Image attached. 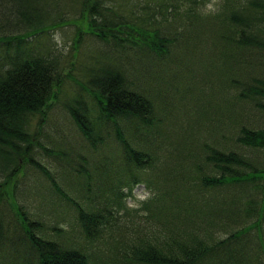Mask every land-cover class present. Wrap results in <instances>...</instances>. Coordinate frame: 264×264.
I'll use <instances>...</instances> for the list:
<instances>
[{
  "label": "rangeland",
  "instance_id": "374dc122",
  "mask_svg": "<svg viewBox=\"0 0 264 264\" xmlns=\"http://www.w3.org/2000/svg\"><path fill=\"white\" fill-rule=\"evenodd\" d=\"M154 2L152 0L150 5L153 6ZM221 2L215 0V6L218 8ZM147 5L149 3L143 6ZM136 11L131 8L125 10L127 20L141 22L144 19L150 26L149 17L141 10V14ZM69 14L74 18L78 15ZM155 18L165 26L169 23L164 13L155 15ZM202 21L208 22L211 29L206 25L201 34L195 32L186 36L182 26L175 28L178 33L176 42L163 53L164 58L159 57L160 61L158 59L156 65L153 57L148 58V61L137 51L131 50L140 56L136 57L138 55L127 50L130 46H117L113 39L103 44L86 32L78 37V27L84 32L85 24L67 23L39 37L42 41L38 45L52 44L48 47L59 57L62 81L55 89V99L45 109L46 114L43 118L40 116L34 119L32 129L36 130L38 121H41V133L34 139L32 153L48 173L26 157L20 169L6 183L5 195L0 194V220L3 219L9 238L18 242L25 235L16 222L15 206L24 209L35 223L41 224L47 238L82 251L84 247L79 243L84 237L81 211L91 209L100 214V208L104 210L105 206L110 207L111 204L116 209L117 204L120 207L127 206L126 210L121 208L119 211L122 215L120 217L124 215L123 226L129 225L130 231H134L133 226L136 224L132 225L131 222L144 226L148 209H157L164 203V200L156 197V192L165 188L171 190L164 175L160 173L163 168L168 177L172 178L169 182L176 185L181 196V201L174 203L181 205L179 211L185 212H179V216L185 217L180 222L185 227L190 226L193 232L202 233L203 240L210 237L209 244L215 245L219 240L228 238L235 229L246 230L252 226L258 219L261 190L251 184L247 187L226 184L209 190L203 187V179L219 175V169L212 165L213 162L206 160L212 154L211 148L244 152L254 167H264V150L237 143L241 125L264 128V111L251 100L239 99V89L234 78L243 80L244 73L238 64L233 63L238 61L231 59L230 51L216 37L213 31L214 19L202 18ZM182 38L187 45L180 41ZM32 41L35 43L34 39ZM178 42H181V46L176 45ZM127 51L129 56L124 54ZM102 64L114 66L123 72L126 70L124 74L133 82L132 88L137 89L139 94L149 96L154 102L155 138L145 139L147 131L143 132L140 123L123 121L118 126L122 137L135 148L150 150V146L157 148L162 141L160 149H155L159 157L154 160L155 166L152 164L137 168L129 165L125 161L121 148L123 140L117 135L116 124L110 125L101 117L89 80L102 73ZM75 109L83 112L81 117L86 118L88 128H95L97 137L101 136L103 129L104 142L99 148H94L75 123L72 116ZM160 118L162 123L159 122ZM43 146L53 152L46 151ZM81 166L85 170L79 172ZM183 167L191 168L186 185L183 183V178H186L182 174L185 172ZM161 175L163 179L159 181ZM52 176L63 189L64 195L55 189ZM87 188L91 189L90 194ZM157 188L161 189L156 191ZM252 198L257 199L253 206L249 203ZM165 202L171 203L172 199L167 198ZM200 207L204 208V212L211 210L216 214V223L210 228L209 224L202 230L198 228L204 224L205 217L203 215L199 218L201 214L198 215L196 210ZM246 207H252L255 212L252 210L250 215L242 212ZM193 227L198 229L194 230ZM130 231L124 230V236L129 237ZM187 237H191V231ZM16 248L26 254L23 245L17 244ZM213 249L215 252L216 249L221 251L218 254L222 256L232 251L227 264L238 261L240 252H246L247 264H264V221L261 228H251L241 234L239 239L226 240L225 245ZM9 250H6V255Z\"/></svg>",
  "mask_w": 264,
  "mask_h": 264
},
{
  "label": "trees",
  "instance_id": "16d2710c",
  "mask_svg": "<svg viewBox=\"0 0 264 264\" xmlns=\"http://www.w3.org/2000/svg\"><path fill=\"white\" fill-rule=\"evenodd\" d=\"M151 1L0 0L1 195H5L6 183L20 169L23 159L28 157V160L34 162L35 166L41 167L32 153L35 145L34 139L38 133H41L39 126L41 121H38L34 131L32 130L33 123L35 118L40 116L43 118L46 114L45 109L55 99V89L60 86L62 75L59 57L54 55L48 47L52 44H44L46 46L44 49H41L44 45L39 46L38 44L42 41L39 37L50 33L54 27L67 23L85 24L84 32L78 27L76 32L78 37H82L86 32L94 40L103 44H106V40L113 39L117 46H130L127 49L130 50L129 52L137 51L147 60L153 57L155 59L153 63L156 65L159 57L164 58L163 53L176 42L178 33L175 28L182 26L186 36L188 33L195 32L201 34V30L206 25L211 29V25L203 22L202 18L214 19L213 31L216 37L221 40L224 48L230 51L231 59L238 61L233 63L238 64L239 69L244 73L243 80L234 78L239 89V99L241 101L251 100L264 111V0H222L218 7L219 11L208 15H202V12L210 0H161V2L155 0L153 6L150 5ZM147 3L149 5L143 6ZM138 4H140L139 7ZM130 8L138 12L143 11L149 17L151 27L144 19L141 22L128 21L125 10ZM69 13H78V15L74 18L70 17ZM163 13L168 16L170 23H166V26L155 18V15ZM184 40L182 38L180 41L187 45ZM181 42L176 45L181 46ZM128 51L124 53L127 56H129ZM131 54L138 55L135 52ZM139 55L136 57L140 58ZM142 64L144 68L145 64L143 62ZM102 66L105 67L102 73L92 76L89 80L101 117L108 124H116L117 135L123 140L121 148L125 161L129 165H135L137 168L152 164L155 166L154 160L159 158L155 149H160L162 141L159 139L158 147L150 146V150L135 148L122 137L118 126V123L123 121L140 123L143 132L147 131L145 139L155 138L157 131L154 127V102L149 96L139 94L137 89L132 88L134 84L125 76L126 70L123 72L111 65L102 64ZM256 66L259 69H254ZM81 114L83 112L80 110H73L72 116L75 123L94 145V148H99L104 142L103 129L101 136L97 137L95 128L93 126L88 128V122L85 117H81ZM159 122L162 123L161 118ZM237 143L240 146L264 150V128L241 125ZM42 148L53 152L47 146ZM211 150L212 154L206 160L213 162L212 165L219 169V175L205 177L203 179L204 188L210 190L226 184L247 187L251 184L255 189L261 190L260 208L257 210L258 219L246 230L235 229L228 238L212 245L208 243L210 237L203 240L202 233L197 234L198 232H193L190 226L185 227L180 222L184 221L185 217L179 216V212H184V210L179 211L178 207L181 205H174L181 201V196L176 185L171 183L172 178L168 177L167 171L163 168L160 173L164 175L163 178L167 180L165 182L167 186H171V190L165 188L161 192H156V197L164 200V203H161L158 210L151 207L148 209L149 213L145 214L144 226L141 227L140 223L131 222L132 225L136 224L133 226L134 231H130L129 225L123 226L124 215L120 217L122 215L119 211L121 208L126 210L127 206L120 207L121 205L117 204L116 207L119 210L113 208L112 204L110 207L105 206L104 210L98 206L101 210L100 214L91 209L81 211V219L84 220V237L79 243L84 247V251L47 238L45 228L35 223L24 209L15 206L16 222L25 235L18 242H14L4 228L3 219L0 220V264H214V261L216 264H227L232 251L222 256L218 254L221 251L216 249L215 252L213 248L225 245L226 240L239 239L241 234L251 228L262 227L264 167H254L246 159L244 152L239 153L236 150L226 152L216 148H211ZM166 162H164L165 166ZM183 168L185 172L182 174L186 177L183 178V183L186 185L191 168ZM84 170V166L78 168L79 172ZM45 172L48 173L47 170ZM162 175L159 181L163 179ZM52 179L55 189L64 195L63 189L56 183L54 176ZM160 189L157 188L156 191ZM87 190L90 194L91 189L87 188ZM167 198H171L172 202H165ZM252 199L249 202L251 206L257 202L256 198ZM141 209L145 211L144 208ZM252 210V207H246L242 212L250 215ZM196 212L198 215L201 214L199 218L205 216L204 224L198 227L199 230L208 224L210 228L216 223L214 221L216 214L211 210L204 212V208L200 207ZM189 221H191L190 217ZM13 224L16 225L14 222ZM198 228L193 227L194 230ZM128 229L132 239L123 234V231H128ZM189 231H191V237L188 239ZM17 244L26 248V254L17 250ZM7 249H10L8 255H6ZM245 255L246 252H240L237 257L238 261L230 263L247 264ZM215 257L218 259H214Z\"/></svg>",
  "mask_w": 264,
  "mask_h": 264
},
{
  "label": "clouds",
  "instance_id": "9594fccd",
  "mask_svg": "<svg viewBox=\"0 0 264 264\" xmlns=\"http://www.w3.org/2000/svg\"><path fill=\"white\" fill-rule=\"evenodd\" d=\"M219 9L215 6V0H212V2L207 3L204 6L202 15H208V14H214L217 13Z\"/></svg>",
  "mask_w": 264,
  "mask_h": 264
}]
</instances>
